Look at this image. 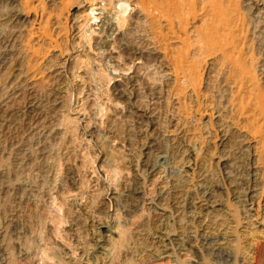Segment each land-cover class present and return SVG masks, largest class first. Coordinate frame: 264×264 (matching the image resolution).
Returning <instances> with one entry per match:
<instances>
[{
	"label": "rangeland",
	"instance_id": "1",
	"mask_svg": "<svg viewBox=\"0 0 264 264\" xmlns=\"http://www.w3.org/2000/svg\"><path fill=\"white\" fill-rule=\"evenodd\" d=\"M31 1L41 28L0 0V264H241L264 181L218 57L183 51L201 65L194 92L168 76L137 0ZM235 2L264 98V21L256 0ZM202 18L174 31L192 45ZM112 223L116 245L96 258Z\"/></svg>",
	"mask_w": 264,
	"mask_h": 264
},
{
	"label": "bare ground",
	"instance_id": "2",
	"mask_svg": "<svg viewBox=\"0 0 264 264\" xmlns=\"http://www.w3.org/2000/svg\"><path fill=\"white\" fill-rule=\"evenodd\" d=\"M17 2L23 10V13L20 14L24 16L23 21L30 20L31 26L40 27L41 20L39 17L37 21V11L38 9L41 10L40 1H37L33 7L28 5L30 0H17ZM120 2L126 3L125 0H120ZM93 3L95 2H92L90 11H98L99 14L100 8L95 7ZM131 5L129 4V6ZM134 6L142 11L141 13H144L150 21L149 25L155 34L153 38H150L154 52L162 55L168 61L167 72L173 81L185 82L194 92L200 83L198 71L201 65L190 62L191 60L187 61V54L183 53L184 50L195 48L206 60L218 57L216 62L219 63L220 69L225 71L224 83L227 87L223 93L228 95L229 100L232 101L231 104L235 102L234 110L238 112V116H242L247 122V127L242 126L241 133L244 134L242 140L250 152L253 181L255 185L258 181H264V98L259 93V85L256 81L257 72L252 63L246 61V55L244 56L247 43L238 31V19L240 18H237L238 11L235 0H137ZM250 6L249 10L252 12L251 15L255 24H259L261 20L264 21V0H256ZM126 9L124 7L123 12ZM31 14L33 18L30 19ZM196 14L203 18L200 26L194 28V41L192 45H189V43L187 44V37L178 35L174 28L177 25L179 30L184 31L183 25L189 20H194ZM102 20L95 18V23L98 22L99 24ZM60 21L57 19L55 24L62 25ZM42 32L44 31L42 30L41 34ZM47 39L52 41L50 37ZM162 42L163 45H161ZM176 45H180V47L178 48ZM168 48L171 51L170 55ZM258 72V75H264V64L258 67ZM113 75L115 77L123 76L117 72H114ZM152 172L154 169H151L150 173ZM261 185L262 187L258 189L257 184V191H253L250 197V219H246L242 227L238 228L239 230L249 229L246 235L253 237L248 245V251L243 253L245 256L238 258L241 264H264V182ZM254 226L262 229V231L258 232ZM104 228L106 232L99 237L94 257L109 255L116 245L117 239L114 240V238L120 235L118 228L113 223ZM246 235L243 236L244 239H246ZM236 261L235 258L234 263Z\"/></svg>",
	"mask_w": 264,
	"mask_h": 264
}]
</instances>
